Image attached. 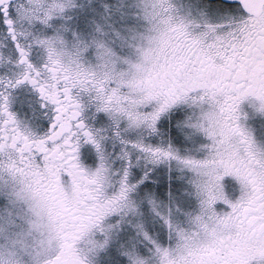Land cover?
Here are the masks:
<instances>
[{
    "label": "snow or ice",
    "instance_id": "1",
    "mask_svg": "<svg viewBox=\"0 0 264 264\" xmlns=\"http://www.w3.org/2000/svg\"><path fill=\"white\" fill-rule=\"evenodd\" d=\"M0 264H264V0H0Z\"/></svg>",
    "mask_w": 264,
    "mask_h": 264
}]
</instances>
